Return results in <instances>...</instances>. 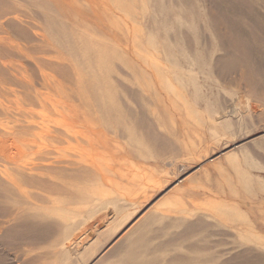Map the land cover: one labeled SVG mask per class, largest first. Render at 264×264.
<instances>
[{
    "label": "rangeland",
    "instance_id": "obj_1",
    "mask_svg": "<svg viewBox=\"0 0 264 264\" xmlns=\"http://www.w3.org/2000/svg\"><path fill=\"white\" fill-rule=\"evenodd\" d=\"M0 87V264H264V0H0Z\"/></svg>",
    "mask_w": 264,
    "mask_h": 264
},
{
    "label": "bare ground",
    "instance_id": "obj_2",
    "mask_svg": "<svg viewBox=\"0 0 264 264\" xmlns=\"http://www.w3.org/2000/svg\"><path fill=\"white\" fill-rule=\"evenodd\" d=\"M22 78V77H21ZM26 80H27V78H26ZM16 83L18 84V85H20L21 87H22V89L24 90L23 92H22V96H23V94H26L27 95V93H28V91H29V85H28V83H25V82H20L19 80H17L16 81ZM13 85H16L15 83H14V81H13ZM17 86V85H16ZM0 94H3V96H1V97H3V98H5V99H7V98H11L12 96H14V98L15 97H17V96H19L18 94V89L17 90H15V89H12V88H3V87H0ZM1 91H3V93H1ZM12 95V96H11ZM19 98V97H18ZM20 99V98H19ZM19 99H17V100H19ZM16 100V99H15ZM9 102H11L12 100H8ZM16 102H18V101H16ZM26 103V102H25ZM12 107H8V106H6V104L5 105H3V103L0 101V111H2V110H7V111H9L10 109H11ZM2 146V145H1ZM3 148V147H2Z\"/></svg>",
    "mask_w": 264,
    "mask_h": 264
}]
</instances>
